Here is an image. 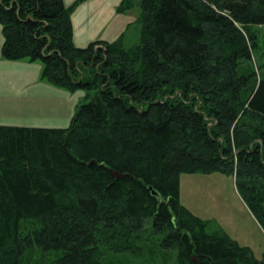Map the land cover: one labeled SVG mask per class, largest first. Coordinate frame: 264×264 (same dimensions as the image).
Returning <instances> with one entry per match:
<instances>
[{
    "label": "trees",
    "instance_id": "1",
    "mask_svg": "<svg viewBox=\"0 0 264 264\" xmlns=\"http://www.w3.org/2000/svg\"><path fill=\"white\" fill-rule=\"evenodd\" d=\"M82 1L0 0L1 56L87 100L67 127L0 125V264L35 249L107 264L150 244L175 264H264L179 199L181 173L231 175L264 233V0H121L138 11L129 47L125 31L76 46Z\"/></svg>",
    "mask_w": 264,
    "mask_h": 264
},
{
    "label": "rangeland",
    "instance_id": "2",
    "mask_svg": "<svg viewBox=\"0 0 264 264\" xmlns=\"http://www.w3.org/2000/svg\"><path fill=\"white\" fill-rule=\"evenodd\" d=\"M74 0H65V4H71ZM121 0H84L80 2L74 9L75 12V34L73 28V41L76 46H85L90 41L99 38H105L112 41L116 36V32L109 33L107 30L112 27L113 22L118 17L123 22L130 23L137 16V9L133 8L125 12L117 11V7ZM98 7H109L108 22L105 20L102 27H90L88 29V37L82 36L80 28L85 23L86 14L91 10H99ZM111 14V16H110ZM71 15V18H72ZM91 17V25L96 24L99 18ZM129 25V24H128ZM126 25V27L128 26ZM73 26V25H72ZM126 29V28H125ZM258 32L262 53L260 61H264V25L255 26ZM86 26L83 28V32ZM124 32V31H123ZM81 33V34H79ZM103 36V37H102ZM75 37V40H74ZM2 32L0 25V47L2 43ZM138 42V27L130 24L124 34V43L127 47ZM260 55V54H259ZM29 62L27 59L16 61L6 60L0 53V125H25V126H68L71 115L77 107L86 102V91L78 89L70 92L65 89L53 86L45 79L41 78L42 64L40 61L29 62L37 65L34 74L24 78L21 75L15 76L14 73H20V69L16 71L14 67L21 63ZM33 69V68H31ZM5 76V79L2 78ZM42 85H49L51 89H59L65 91V97L61 93H46V88ZM52 96L56 100V109L50 105L41 107L42 102ZM22 99L23 105H32L35 109L28 112L29 107L21 108L19 105H13L12 101L18 102ZM48 100V101H49ZM180 203L189 209L193 214L202 218L207 222V230L209 232H225L227 235L238 241L239 243L251 248L256 259H261L264 253V233L258 226L256 220L251 215L246 205L239 196L234 186L233 177L220 172L212 173H181L180 175ZM153 253L149 251L142 252L141 255H132L130 253H121L110 257L107 264H175L174 250H161L150 244ZM42 251L35 249L32 255L25 252L23 256V264L41 262L48 264L56 258V253H44L41 259ZM60 251H57L59 254Z\"/></svg>",
    "mask_w": 264,
    "mask_h": 264
},
{
    "label": "crops",
    "instance_id": "3",
    "mask_svg": "<svg viewBox=\"0 0 264 264\" xmlns=\"http://www.w3.org/2000/svg\"><path fill=\"white\" fill-rule=\"evenodd\" d=\"M65 1V0H64ZM99 8V10H91L90 11V13H87L86 14V18H85V23H84V25H82L81 26V28H80V31L82 32V36H86V37H88V29L90 28V27H97V26H100L101 28H103L102 26V23H103V21L105 20L106 22H108V19H109V15H108V9H109V7H98ZM74 16H75V12L73 13V15H72V18H71V20H72V25H73V28H74V36H76V34H75V20H74ZM94 16H97L96 18H99L98 19V21L96 22V24H94V25H91V17H94ZM110 16H111V14H110ZM126 25H127V22H123L122 21V19H119L118 17L115 19V21L113 22V24H112V27L110 28V29H108L107 31L109 32V33H114L115 31H117L116 32V36H118L119 34H121L123 31H125V28H126ZM84 26H86V30L83 32V28H84ZM79 34H81V33H79ZM103 37V36H102ZM99 39H101V40H106L105 38H99ZM74 40H75V37H74ZM96 40V39H95ZM37 66V65H36ZM35 65H33L32 63H29V62H27V63H21V64H18V65H16L15 67H14V69L17 71L18 70V68L20 69V73H14V75L15 76H17V75H21L22 77H24V78H26V77H28L29 75H32V74H34V78H35V76H38L37 75V73H35L33 70L34 69H37L38 67H36ZM31 68H33V69H31ZM2 78L3 79H5V76L4 75H2ZM38 86H44L45 88H46V93L47 94H49L50 92H53V93H55V94H59V93H61L62 95H63V97H65V94H66V92L65 91H61V90H59V89H51L50 87H49V85H47V84H45V85H42V84H39ZM48 96V95H47ZM49 98H50V100L49 99H46L47 101L44 103V102H42V106L41 107H45L46 105L47 106H51L52 108H54V109H56V111H57V108H56V105H55V103H56V100H55V98H53L52 96H48ZM49 100V101H48ZM12 104L13 105H17V104H20L19 106L21 107V108H24V107H29L27 110H28V112L31 110V108L32 109H35V107H33L32 105H23L24 103L22 102V99H20V100H18V102H14V101H12ZM18 106V105H17ZM69 115H71L69 118H72V111H69V113H68V116ZM71 120V119H70ZM69 123H70V121L68 122V125H69ZM8 126H25V125H8ZM32 127H46V126H33V125H31ZM53 127V126H52ZM57 127H63V126H57ZM64 127H66V126H64Z\"/></svg>",
    "mask_w": 264,
    "mask_h": 264
},
{
    "label": "water",
    "instance_id": "4",
    "mask_svg": "<svg viewBox=\"0 0 264 264\" xmlns=\"http://www.w3.org/2000/svg\"><path fill=\"white\" fill-rule=\"evenodd\" d=\"M92 163H93V162H92ZM114 175H115V177H117V178H122V177H123V175L119 174L118 172H114Z\"/></svg>",
    "mask_w": 264,
    "mask_h": 264
}]
</instances>
